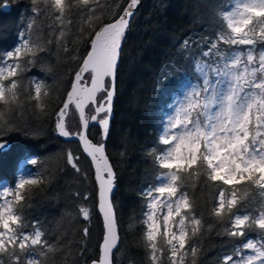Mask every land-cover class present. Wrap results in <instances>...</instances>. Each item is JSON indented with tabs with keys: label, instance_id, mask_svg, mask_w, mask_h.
<instances>
[{
	"label": "snow or ice",
	"instance_id": "snow-or-ice-1",
	"mask_svg": "<svg viewBox=\"0 0 264 264\" xmlns=\"http://www.w3.org/2000/svg\"><path fill=\"white\" fill-rule=\"evenodd\" d=\"M139 5L140 0H30L28 23L16 44L0 50V134L15 130L9 117L26 99L49 118L54 113L57 135L76 142L90 158L104 225L100 256L92 264H114L120 237L114 166L106 143H93L88 129L97 125L104 141L110 135L118 69ZM74 22L79 24L75 33ZM180 47L191 69L173 75L175 64L165 65L157 81L161 92L178 91V98L158 117V139L150 150L155 175L140 190L148 259L150 264H200L205 229L219 226L223 231L217 235L229 238L220 264H264V0H223L213 32L187 38ZM53 48L62 49L74 70L65 94L50 109L45 98L52 93L32 69ZM70 121L78 122L77 131ZM6 147L0 142V150ZM79 162L69 150L67 166L81 173ZM39 163L24 154L14 179L0 183V264H47L59 247L50 242L43 222L29 223L26 212L48 178L36 168ZM201 185L214 190L209 219L194 195ZM79 214L91 219L87 207ZM89 234L85 228V237Z\"/></svg>",
	"mask_w": 264,
	"mask_h": 264
},
{
	"label": "trees",
	"instance_id": "trees-1",
	"mask_svg": "<svg viewBox=\"0 0 264 264\" xmlns=\"http://www.w3.org/2000/svg\"><path fill=\"white\" fill-rule=\"evenodd\" d=\"M120 2L124 3V0ZM222 2L140 1L118 69L110 135L104 141L97 125L88 130L93 143H106L107 155L116 174L114 203L120 243L114 251V264H150L143 241L144 200L140 190L155 175V161L150 150L158 139V117L167 112L166 104L178 95L175 90L161 92L162 85L157 81L165 65L175 64L173 75L180 74L176 69L190 71L191 62L185 61L186 53L182 52L180 45L187 38L199 39L200 34L213 32L217 8ZM27 14H30V0H0V50L16 44L18 32L28 23ZM40 23L45 25L44 35H48L45 18L41 17ZM78 30L79 24L74 22L71 31L75 33ZM73 70L74 62L65 57L62 49L56 48L51 54H44L40 64L32 69V73H38L52 93L51 97L45 98L50 109L65 94L66 81L71 78ZM92 113L90 110L89 115ZM9 119L15 130L5 129L0 134V140L11 142L10 148L0 153V183L14 179L18 160L24 154L38 158L40 163L36 168L50 178L35 190L33 207L26 208L30 213L29 223L34 219L41 220L48 230L50 242L59 245L55 253H49L47 264H90L98 260L103 223L97 211V185L90 161L76 142H66L57 135L54 113L49 118L24 99ZM77 123L70 121L74 132L78 130ZM69 150L80 156L81 173L67 166ZM77 192L80 193L79 198L75 196ZM213 192V189L201 185L200 190L194 193L206 219H209L207 209L211 207ZM85 195L90 199L85 201ZM82 206L90 209V220H84L79 214ZM85 228L90 232L87 237ZM222 231L219 226L211 232L205 229V236L200 240V264H220L223 253L229 250L226 247L229 238L217 235ZM250 235L255 237L256 234Z\"/></svg>",
	"mask_w": 264,
	"mask_h": 264
},
{
	"label": "water",
	"instance_id": "water-1",
	"mask_svg": "<svg viewBox=\"0 0 264 264\" xmlns=\"http://www.w3.org/2000/svg\"><path fill=\"white\" fill-rule=\"evenodd\" d=\"M141 1V0H140ZM4 8L5 9H8V6H7V4H4ZM92 114H94V113H92ZM91 114V115H92ZM112 114H113V112H112ZM112 114H111V117H112ZM90 115V116H91ZM90 116H89V119H90ZM93 125H95V124H92V123H90V127L91 126H93ZM89 127V128H90ZM89 130V129H88ZM63 140H65V138H62ZM66 141V140H65ZM0 142H4V143H6L7 144V147L6 148H4V149H2V150H0V153L1 152H5V151H7L9 148H10V146H11V142L10 141H7V140H0ZM89 161H90V158H87ZM90 163H91V161H90ZM94 178H95V174H94ZM97 211H98V213L100 214V216H101V219H102V223H103V215H102V213H100L99 212V200H98V188H97ZM103 234H104V225H103ZM102 240H103V237H102ZM101 243H102V241H101ZM100 243V244H101ZM117 249V248H116ZM116 249H114V251L116 250ZM99 256H100V253H99ZM99 259V258H98ZM90 264H92V262L90 263Z\"/></svg>",
	"mask_w": 264,
	"mask_h": 264
},
{
	"label": "rangeland",
	"instance_id": "rangeland-1",
	"mask_svg": "<svg viewBox=\"0 0 264 264\" xmlns=\"http://www.w3.org/2000/svg\"><path fill=\"white\" fill-rule=\"evenodd\" d=\"M178 98V95H176L173 99H177ZM90 116V115H89Z\"/></svg>",
	"mask_w": 264,
	"mask_h": 264
}]
</instances>
